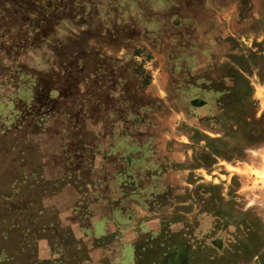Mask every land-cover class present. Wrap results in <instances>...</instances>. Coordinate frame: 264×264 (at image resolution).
Instances as JSON below:
<instances>
[{"label": "rangeland", "instance_id": "374dc122", "mask_svg": "<svg viewBox=\"0 0 264 264\" xmlns=\"http://www.w3.org/2000/svg\"><path fill=\"white\" fill-rule=\"evenodd\" d=\"M0 264H264V0H0Z\"/></svg>", "mask_w": 264, "mask_h": 264}, {"label": "crops", "instance_id": "0c3cea01", "mask_svg": "<svg viewBox=\"0 0 264 264\" xmlns=\"http://www.w3.org/2000/svg\"><path fill=\"white\" fill-rule=\"evenodd\" d=\"M48 86H51L50 88L48 87ZM52 86H55V85H50V84H40V85H36L35 87H34V97L32 98L34 101H38V102H40V103H42V101H43V104H44V102L46 103V104H44L45 106H47V105H49V103H48V101H50L51 102V105H50V107L48 108V109H59L60 107H63L62 106V103H65L64 102V100H63V96L59 93V92H57V90L55 89V88H52ZM52 90H54L55 91V93H57V96H55V93L53 94V92L54 91H52ZM53 95V96H52ZM52 96V97H51ZM65 98H69L68 96L67 97H65ZM79 98H82V97H79ZM52 103H56L57 105L56 106H53L52 105ZM43 104H41V106L42 107H40V110L41 109H43V107H44V105ZM118 105H119V102H118ZM85 108V107H84ZM86 109V108H85ZM124 112H125V110H123ZM52 112V111H51ZM46 114H47V116L46 117H48L49 115H52L51 113H49V112H47L46 111ZM49 114V115H48ZM64 113L63 112H61V114H60V116L62 117V115H63ZM124 114H117L116 113V116H114V118H118V117H121L120 118V122L122 123L123 121H124V116H123ZM53 118V117H52ZM118 120H115V122H117L116 123V125L118 124V122H119ZM124 123V122H123ZM126 123H124V125H125ZM58 126V125H57ZM57 126H54L56 129H58V135H59V137L60 138H62V136H60V132L61 131H63V132H61V135H63L64 133H66V131H64V130H61V131H59V129L60 128H57ZM47 129V128H46ZM112 129L114 130V131H119L120 129H121V127H119V126H116V128H115V125L114 126H112ZM108 131H110V128H109V130ZM143 131V130H142ZM141 131V135H142V132ZM66 134H69V133H66ZM73 135V139H71L70 140V143H72L73 144V147H74V153H78L79 154V142H80V134L79 133H76V134H72ZM113 136H112V141L113 140H115V142L117 143V142H119L120 143V145H123V147L124 148H126V144H127V141L126 140H122V141H124L123 143L121 142V141H119V139H117V138H119V137H122V135H120V133L119 132H116V133H114V134H112ZM114 136H116L117 138H115ZM114 137V138H113ZM75 138V139H74ZM82 140H84V141H86V139H85V136L84 137H82ZM116 148L115 149H118L117 148V146H115ZM122 146H120V148H121ZM112 151H114V149L112 148ZM121 152H123L122 151V149H121ZM112 156H113V154H112ZM116 156V155H115ZM73 159H74V154H73V157H72ZM69 160H70V158H67V162H65V164L66 163H68L69 162Z\"/></svg>", "mask_w": 264, "mask_h": 264}]
</instances>
